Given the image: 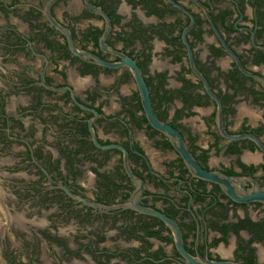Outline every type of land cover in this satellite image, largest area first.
Instances as JSON below:
<instances>
[{
    "label": "flooded vegetation",
    "instance_id": "1",
    "mask_svg": "<svg viewBox=\"0 0 264 264\" xmlns=\"http://www.w3.org/2000/svg\"><path fill=\"white\" fill-rule=\"evenodd\" d=\"M174 1L194 15L186 40L221 99L226 131L264 143V86L238 68L202 7ZM200 1L246 69L264 76V0ZM46 2L0 0V74L13 65V77H0V264H186L163 220L117 206L138 186L128 169L142 179L139 202L177 222L190 255L264 264V203L234 201L220 184L195 177L150 125L130 69L76 56L44 13ZM89 2L110 26L86 0L50 7L75 46L111 62L121 60L114 50L130 56L157 117L180 130L203 168L264 187V151L221 134L218 104L192 70L183 39L190 15L170 0ZM89 119L98 142L124 146L127 161L123 150L95 144Z\"/></svg>",
    "mask_w": 264,
    "mask_h": 264
},
{
    "label": "water",
    "instance_id": "2",
    "mask_svg": "<svg viewBox=\"0 0 264 264\" xmlns=\"http://www.w3.org/2000/svg\"><path fill=\"white\" fill-rule=\"evenodd\" d=\"M54 1L55 0H47V2L44 5L43 11L46 14V16L48 17V19L53 23V25L56 28H58L67 37L71 51L76 56H78L79 58L85 59L87 61H91V62L96 63V64L104 65V66H107L110 68L127 66L130 69V71H131V73L135 79V82L137 84V87H138V92H139L142 108H143L144 112L146 113V117H147L150 125L153 128L157 129L160 132H163L164 134H166L168 136L169 141L171 142L172 146L174 147V149L176 151H178L181 154V156L183 157V159H184L186 165L188 166L189 170L192 172V174L195 177L207 179V180H210V181H213L215 183L220 184L221 187L223 188V190L225 191V193L230 198H232L234 201H237V202L260 201V202L264 203V187H260L259 185H257L256 181L254 179H250L252 186L247 188V187H245V184H244L245 180L241 177L233 176V175L224 173L222 171H209L200 165V163L197 161V159L190 152L188 145H187L182 133L180 132V130L175 128L172 124L167 123V122H165V121H163L157 117V115L154 111L153 105H152L151 94H150V89H149L148 83L145 80L144 75L142 74V71H141L139 65L136 63V61L134 59H132L130 56H128L124 53L117 52L114 50L113 52L116 53L120 57L121 60L119 62H111V61H107V60L102 59L100 56H98V55H96L90 51L78 49L74 44V40L72 38L71 31L69 30V28L60 24L51 14L50 7ZM170 1L173 4H175L176 6H178L181 10H183L184 12L189 14L191 19H192L191 23L188 24L184 28L183 39H184L185 44L188 47L189 59H190L192 70L202 80L203 86H204L206 92L218 104L217 123H218V127H219L221 134L223 136H225L229 139H233V140H239V139H244V138L251 139L261 148L262 151H264V143H262L260 138L258 136H256L255 134H252V133L230 134L226 131L225 125L223 122V117H222L221 99L218 95H216L212 91V88H211L210 83L207 80L206 76L196 67L194 59H193L192 49H191L188 41L186 40V33L194 24V15L188 9H186L185 7H183L181 4L177 3L176 1H174V0H170ZM192 1L197 3L200 7H202L204 9V11L206 12L211 24L213 25L215 32L217 33V35L220 39L221 44L224 46V48L226 49L228 54H230L233 57L238 68L243 73H245L246 75L252 76V77L260 80L261 84L264 86V76L260 75L258 73L250 72L249 70L246 69V67L241 62L238 54L229 46L227 41L220 34L218 28L214 24L209 12H208V8L206 7V5H204L200 0H192ZM86 3L90 7H92L94 10L100 12L107 19L108 25L110 26V19L105 12L101 11L99 7L91 4L89 2V0H86ZM107 32H108V29H107L106 33ZM253 37L254 36H252V39H254ZM103 41H104V38H102V42ZM44 76L45 75L43 74L42 78H44ZM65 88H69L71 90L72 98L83 109L91 110L97 114V111L95 109L89 108V107L81 104L75 98L74 92L70 87H65ZM92 121H93V119H89V125H90V129H91V133H92V139L95 142V144L101 148H104V149H108L111 147H117V148L123 150L125 160L127 161L128 151L126 150V148L124 146H122L120 144H105V145H103V144H100L98 142L94 126L92 125ZM42 169L46 174H48L46 169H44V168H42ZM127 169H128V167H127ZM128 171L138 186L135 189L134 193L132 194L130 200L125 201L121 204H118L117 206L118 207H125V208L129 207V208L136 209V210L143 212V213H146V214L156 215L161 220H163L173 230L174 236H175L174 239H175L176 247L181 252V254L184 256V258L186 259V264H244L241 262H236V261H231V260H214V259H210V258H204L202 256H199V258H195L192 255H190L184 248L181 230H180V227L178 226L177 222L174 219H172L171 217L167 216L166 214H164V213H162L156 209L143 206L139 202V199L142 196L141 195L142 179L141 178L139 179V178H136L135 176H133V174L131 173V171L129 169H128ZM61 187L63 188V190L68 195H70L71 197L80 199L86 205L101 206L99 203H97L95 201L88 200L84 196H81V195H78V194L72 192L70 190V188L65 184H61Z\"/></svg>",
    "mask_w": 264,
    "mask_h": 264
},
{
    "label": "rangeland",
    "instance_id": "3",
    "mask_svg": "<svg viewBox=\"0 0 264 264\" xmlns=\"http://www.w3.org/2000/svg\"><path fill=\"white\" fill-rule=\"evenodd\" d=\"M7 68H5V72L4 73H1L0 74V77H2V74L3 75H6V78L7 77H13V74L11 73V69L13 68V65H12V63H7V66H6ZM10 72V73H9ZM1 82V81H0ZM57 204V203H56ZM59 205V204H58ZM0 212H1V207H0ZM22 249V248H21ZM0 252H1V249H0Z\"/></svg>",
    "mask_w": 264,
    "mask_h": 264
},
{
    "label": "crops",
    "instance_id": "4",
    "mask_svg": "<svg viewBox=\"0 0 264 264\" xmlns=\"http://www.w3.org/2000/svg\"><path fill=\"white\" fill-rule=\"evenodd\" d=\"M6 66H7V64H6ZM5 70V69H4ZM199 110H202V109H199Z\"/></svg>",
    "mask_w": 264,
    "mask_h": 264
}]
</instances>
